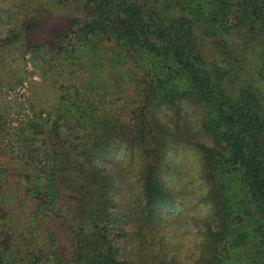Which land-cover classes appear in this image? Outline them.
Instances as JSON below:
<instances>
[{
	"label": "trees",
	"instance_id": "obj_1",
	"mask_svg": "<svg viewBox=\"0 0 264 264\" xmlns=\"http://www.w3.org/2000/svg\"><path fill=\"white\" fill-rule=\"evenodd\" d=\"M103 41L139 96L130 123L88 93ZM26 54L39 108L14 125ZM185 147L206 216L178 260L162 215ZM131 219L162 264H264V0H0V264H144Z\"/></svg>",
	"mask_w": 264,
	"mask_h": 264
},
{
	"label": "rangeland",
	"instance_id": "obj_2",
	"mask_svg": "<svg viewBox=\"0 0 264 264\" xmlns=\"http://www.w3.org/2000/svg\"><path fill=\"white\" fill-rule=\"evenodd\" d=\"M100 46L103 50L101 51L102 53L98 54V59L104 62L107 68L97 73L96 82L94 83V87L97 88H93L88 93L98 103L99 108L103 105V108L111 115H119L123 121L130 123L132 122V109L139 104V96L130 85L127 73L125 76H119L120 73L117 72L116 68L108 66L107 55L114 52V46L107 41L101 42ZM26 56L25 65L27 71L25 73L21 72L22 75H25V77L23 76V81L4 89V93L11 101L9 117L14 125L20 119L31 115L34 108H39V104L35 101V96H37L35 89L37 87L31 88V85H29V80L32 79L34 73H37L38 69L33 65L29 54H26ZM8 59H10V56H8ZM93 59L91 58L89 61L94 63ZM19 66V64L14 62L12 67L8 68L6 75L8 73L16 74ZM78 73L80 72L78 71ZM33 89L34 91H32ZM39 90L41 93H47L45 90L42 91V88H39ZM100 95L102 98L98 99ZM31 103H34V108ZM189 111H191V108H189ZM190 115L193 117L192 113ZM177 151V153L172 152V157L174 162L178 163V170L175 171L173 169L174 171L168 177L170 186H173L172 188L178 195V206L169 211H164L162 216L167 223L164 227L166 231L164 239L167 242L168 249L165 247L164 249L168 251V255L175 253L178 260H183L188 247L193 243L194 239L195 227L194 224L192 225L193 218L197 219L198 217L199 220L204 218L206 216V206L196 202L202 189L198 180L199 158L196 152L187 147ZM170 169L172 170V168ZM134 195L135 192L132 197ZM125 227L131 236V241H129L128 245L134 247L132 251L134 253L131 254V257L137 259V263L141 261L144 264H162L163 247L159 239L152 237L149 230L145 227H143V230H139L137 221H133V219Z\"/></svg>",
	"mask_w": 264,
	"mask_h": 264
}]
</instances>
